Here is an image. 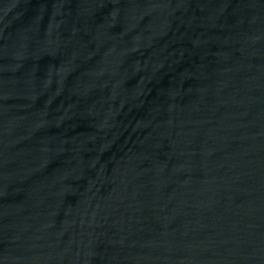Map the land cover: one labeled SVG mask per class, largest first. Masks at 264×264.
I'll use <instances>...</instances> for the list:
<instances>
[{"label":"water","instance_id":"obj_1","mask_svg":"<svg viewBox=\"0 0 264 264\" xmlns=\"http://www.w3.org/2000/svg\"><path fill=\"white\" fill-rule=\"evenodd\" d=\"M0 264H264V0H0Z\"/></svg>","mask_w":264,"mask_h":264}]
</instances>
